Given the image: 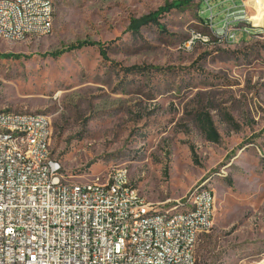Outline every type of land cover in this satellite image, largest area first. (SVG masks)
<instances>
[{
	"label": "rangeland",
	"instance_id": "obj_1",
	"mask_svg": "<svg viewBox=\"0 0 264 264\" xmlns=\"http://www.w3.org/2000/svg\"><path fill=\"white\" fill-rule=\"evenodd\" d=\"M52 1L49 33L0 37V110L46 115L50 149L75 181L122 167L172 212L182 210L170 206L176 199L208 186L214 213L196 263L264 264V23L249 17L257 11L264 22V0L258 10L239 1L251 35L189 49L181 45L191 32L210 34L202 0ZM210 4L218 27L229 3ZM207 119L217 142L206 138Z\"/></svg>",
	"mask_w": 264,
	"mask_h": 264
},
{
	"label": "built area",
	"instance_id": "obj_2",
	"mask_svg": "<svg viewBox=\"0 0 264 264\" xmlns=\"http://www.w3.org/2000/svg\"><path fill=\"white\" fill-rule=\"evenodd\" d=\"M202 1L212 26L213 6ZM227 1L223 26L215 28L217 40L234 43L236 30L252 34V28L236 29L234 13L240 4ZM47 11L45 0L0 3V30L17 36L26 29L51 30ZM227 34H234V41H227ZM200 38L191 32L184 46ZM0 112V120L22 123V139L32 142L31 151L17 152L10 144L9 152H2L6 141L0 134V264H189L195 258L198 234L212 225V191L199 194L192 217L177 218L168 226H159L158 218L124 228L130 214L153 207H145L144 196L131 195L133 182L123 168L112 169L99 190H89L86 182H75L63 172L52 151L42 149V142H51V123L45 116L20 119L18 112V119H9V110ZM28 152L45 155L47 165L25 161ZM175 204H185L184 197L170 206ZM148 228L156 229V238H149ZM125 229H132V236H125ZM160 234H168V241H160Z\"/></svg>",
	"mask_w": 264,
	"mask_h": 264
},
{
	"label": "bare ground",
	"instance_id": "obj_3",
	"mask_svg": "<svg viewBox=\"0 0 264 264\" xmlns=\"http://www.w3.org/2000/svg\"><path fill=\"white\" fill-rule=\"evenodd\" d=\"M48 2V11H47V19H53V12H54V5L52 0H45ZM38 2V0H22V3H34ZM0 3H12V0H0ZM251 17V15H249ZM252 18V17H251ZM246 14L243 12L242 9L238 10L234 13V21L236 22V29H244L248 28L246 25ZM252 20V24H253ZM210 24V23H209ZM223 26V21L220 26ZM210 34L201 36L198 40L206 41L208 38H217L219 37V30L214 27L213 19H212V26L210 24ZM49 29H42V30H35V29H26V32H19V36L15 34H5L2 30H0V37L7 38V39H15L21 40L28 35H42L49 33ZM194 33V32H193ZM197 34V33H196ZM199 35V34H197ZM249 35V34H248ZM193 40L190 43L185 45V42L181 45L183 49H189L191 45L198 41ZM227 41H234V34H227ZM47 122L49 119L46 115L42 113L36 112H20V119H32L33 117H44ZM0 119H3V112H0ZM9 119H18V112L10 111L9 112ZM0 134L4 135V141L2 142V152H9L10 144H15V150L17 152H24V151H31L32 150V142L29 139H22V123L18 122H9V120H0ZM51 136V131H50ZM17 141V143H15ZM42 149H50V142H42ZM25 161H29L32 164H40V165H47V158L45 155H40L38 152H28L25 153ZM58 161V165L61 167V164ZM115 169H122V167H118ZM123 172L128 174L127 170L123 168ZM110 174L104 180H109ZM78 182V181H75ZM86 182V188L89 190H99V183L103 182V180H92V181H84ZM212 190L203 184H199L195 186L185 197L184 203L185 204H176L177 206H181V211H161L157 209V206L154 202L148 201L144 197L145 207H153L150 209H142L137 211L135 214H130L124 221V228H135L136 226L141 225V223L146 221H155L159 219V226H168L169 221H175V219L180 217H192L194 213L198 211V199L199 194H203L204 192H211ZM131 195L132 196H142L136 187L133 185L131 188ZM175 201H179V198ZM213 204H209L208 206V213H214L213 211ZM213 219V216H212ZM209 228H204V232H206ZM202 233L198 234V240ZM125 236H132V229H125ZM148 236L149 238H156V229L155 228H148ZM160 241H168V234H160ZM197 244V242H196ZM194 244V250L195 246ZM140 264H147V262H140ZM189 264H197L195 258H190Z\"/></svg>",
	"mask_w": 264,
	"mask_h": 264
},
{
	"label": "trees",
	"instance_id": "obj_4",
	"mask_svg": "<svg viewBox=\"0 0 264 264\" xmlns=\"http://www.w3.org/2000/svg\"><path fill=\"white\" fill-rule=\"evenodd\" d=\"M185 1H189V0H185ZM162 11V10H161ZM160 12H158V13H156L154 16H151L152 18H154V19H152L153 21H155L156 22V19H155V17L159 14ZM250 26H248V28H249ZM246 35H248V34H246ZM249 35H251V34H249ZM248 35V36H249ZM81 46V43H77V44H73L71 47H80ZM100 53L103 55V56H105V51L104 50H101L100 51ZM127 70H130V71H133V70H140V67H137V66H132V67H130V68H127ZM206 126L204 127V129H205V133H206V138L208 139V140H210V141H213V142H217L218 141V139H219V135H218V133L216 132V130L214 129V127H213V125H212V123L207 119L206 120Z\"/></svg>",
	"mask_w": 264,
	"mask_h": 264
},
{
	"label": "crops",
	"instance_id": "obj_5",
	"mask_svg": "<svg viewBox=\"0 0 264 264\" xmlns=\"http://www.w3.org/2000/svg\"><path fill=\"white\" fill-rule=\"evenodd\" d=\"M239 1L240 0H236V3H237V5H239ZM254 1H252V5H253V7L256 9L257 8V10H258V7H257V2H256V0H255V3H253ZM238 10H240V9H238ZM249 15H251V20H253V22L254 23H257V24H263L264 22H262L259 18H258V15H257V11L256 12H254V13H251V14H249ZM263 18H264V14H263ZM134 185V184H133ZM211 189V188H210ZM212 190V189H211ZM213 192V191H212ZM214 195V194H213ZM202 235V234H201Z\"/></svg>",
	"mask_w": 264,
	"mask_h": 264
}]
</instances>
